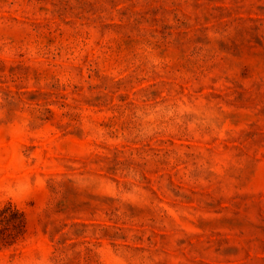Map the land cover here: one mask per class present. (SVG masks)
I'll list each match as a JSON object with an SVG mask.
<instances>
[{
	"label": "rangeland",
	"instance_id": "rangeland-1",
	"mask_svg": "<svg viewBox=\"0 0 264 264\" xmlns=\"http://www.w3.org/2000/svg\"><path fill=\"white\" fill-rule=\"evenodd\" d=\"M0 264H264V0H0Z\"/></svg>",
	"mask_w": 264,
	"mask_h": 264
}]
</instances>
